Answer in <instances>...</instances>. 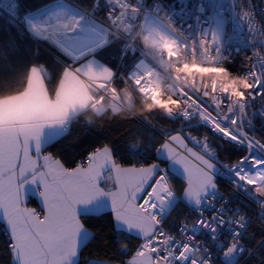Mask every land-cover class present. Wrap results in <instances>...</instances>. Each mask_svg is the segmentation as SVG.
Instances as JSON below:
<instances>
[{
    "label": "snow or ice",
    "instance_id": "6c2138e0",
    "mask_svg": "<svg viewBox=\"0 0 264 264\" xmlns=\"http://www.w3.org/2000/svg\"><path fill=\"white\" fill-rule=\"evenodd\" d=\"M122 113L140 125L123 146L76 161L48 151L74 125ZM245 201L264 223V0H0L11 264H82L93 220L107 221L113 250L87 264H242L255 252Z\"/></svg>",
    "mask_w": 264,
    "mask_h": 264
},
{
    "label": "trees",
    "instance_id": "16d2710c",
    "mask_svg": "<svg viewBox=\"0 0 264 264\" xmlns=\"http://www.w3.org/2000/svg\"><path fill=\"white\" fill-rule=\"evenodd\" d=\"M42 2L43 0H28V3L34 6H38ZM136 112L139 113V108L136 109ZM152 124L156 125L157 127L179 126L173 125L172 121L159 116L152 118ZM132 128H140V125L132 120L129 114L122 113L119 117H113L111 114H109L107 117H105L104 127L90 130L74 125L73 131L68 137L59 143L55 149L49 148L48 150L52 151L62 159L76 161L81 159V154L86 153L93 147L100 146L105 142H120L121 146H123L127 136L125 130ZM121 155L124 154L121 153ZM221 188L227 192H230V188L226 184H222ZM30 202L36 204L34 198H31ZM247 206L249 214L254 219L250 224L249 230L245 237V242L249 248L255 249V252L253 255L243 259L242 264H264V262L261 261V258L264 257V243L259 245V241L264 238V227L258 219L256 209L250 205ZM189 211L190 210L188 208L181 205L178 209V212H174L173 215L169 217V221L171 222L174 217H176L175 220L178 221ZM89 224L92 227V230L97 232L98 238L94 240L87 249H85L84 253L82 254V264H87L89 259L106 258V254H111V251L113 250L111 245L105 243L106 239L111 238V230L107 226V221L97 222L93 220L89 221ZM170 228L172 229L173 227L171 226ZM121 258L127 259V257H122L121 255L117 254L116 259L119 260ZM0 264H11V255L7 249V233L4 230H0Z\"/></svg>",
    "mask_w": 264,
    "mask_h": 264
},
{
    "label": "built area",
    "instance_id": "2783aa9c",
    "mask_svg": "<svg viewBox=\"0 0 264 264\" xmlns=\"http://www.w3.org/2000/svg\"><path fill=\"white\" fill-rule=\"evenodd\" d=\"M172 2L173 3H176V0H172ZM233 71H235L236 69L234 68V69H232ZM227 185V184H226ZM229 186V185H228ZM229 188H230V186H229ZM222 191H224V193H225V195H227L229 192H227V191H225L224 189H222ZM230 191H231V188H230ZM233 201L234 202H236V200H237V198L234 196L233 198ZM245 204H247V205H250V206H252V207H254L255 209H256V211H257V208H256V206L254 205V204H251V203H249V202H247V201H245L244 202ZM209 213H206V215H208ZM248 214H249V212H248ZM250 215V214H249ZM251 216V215H250ZM184 217H181L179 220H178V222L180 221V220H182ZM259 219V218H258ZM261 223V222H260ZM179 223H176L175 224V227L174 228H170L169 230L170 231H172L173 232V234H175V229H176V227H177V225H178ZM262 224V226L264 227V223H261ZM249 227H250V225H249ZM0 230H3L2 228H0ZM249 230V229H248ZM225 238H228L227 237V234H226V237ZM198 239H207V237L206 236H198ZM245 239V238H244ZM246 243V242H245ZM247 245V244H246ZM242 260H243V257H242Z\"/></svg>",
    "mask_w": 264,
    "mask_h": 264
},
{
    "label": "crops",
    "instance_id": "0c3cea01",
    "mask_svg": "<svg viewBox=\"0 0 264 264\" xmlns=\"http://www.w3.org/2000/svg\"><path fill=\"white\" fill-rule=\"evenodd\" d=\"M31 198H34V199H35L36 204H33V203L30 202ZM28 207H34V208H37V210L40 209V202H39V199L36 198L35 196L30 197L29 200H28ZM186 214H187V213H186ZM186 214H185V216H187ZM185 216H184V217H185Z\"/></svg>",
    "mask_w": 264,
    "mask_h": 264
},
{
    "label": "rangeland",
    "instance_id": "374dc122",
    "mask_svg": "<svg viewBox=\"0 0 264 264\" xmlns=\"http://www.w3.org/2000/svg\"><path fill=\"white\" fill-rule=\"evenodd\" d=\"M49 151V150H48ZM38 210H40V209H38ZM190 214V211L189 212H187V214L186 215H189ZM185 216V214L182 216V217H184ZM175 222L176 223H179L178 221H176L175 219H173L172 221H171V226L174 228L175 227Z\"/></svg>",
    "mask_w": 264,
    "mask_h": 264
}]
</instances>
